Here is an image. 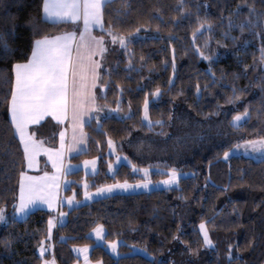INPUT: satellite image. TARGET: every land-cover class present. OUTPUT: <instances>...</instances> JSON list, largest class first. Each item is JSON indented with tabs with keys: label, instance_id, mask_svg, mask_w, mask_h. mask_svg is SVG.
I'll return each mask as SVG.
<instances>
[{
	"label": "trees",
	"instance_id": "trees-1",
	"mask_svg": "<svg viewBox=\"0 0 264 264\" xmlns=\"http://www.w3.org/2000/svg\"><path fill=\"white\" fill-rule=\"evenodd\" d=\"M253 3L256 13L250 16ZM41 4L42 0H0V100L11 87L7 79L13 76V63L30 56L34 29L39 38V30L59 34L72 27L45 20ZM183 4L180 7V0H111L108 4L106 24L122 34L133 32L129 45L133 68L128 67V52L109 43L103 65L110 73L102 69V82L109 86L99 98V105H107L101 117L104 132L96 130L94 120L88 122L89 147L77 156L98 157L99 170L72 173L75 183L67 190H74L78 199L83 197L85 180L92 188L141 179L142 174L133 172V164L152 166V172L176 167L193 173L182 176L179 186L171 189L114 193L71 208L63 206L61 211L67 215L58 222L55 249L45 257L54 252L59 264H72L79 259L73 247L93 243L91 230L104 224L107 240H121L122 254L131 251L126 245H136L147 248L159 264H264V157L256 160L235 154L222 158L231 145L264 137V92L259 87L264 84V26L253 28L246 23L264 13V0H183ZM197 17L212 25L210 32L200 29L195 40L200 51L212 56L211 62L193 44ZM137 27H141L139 33L134 32ZM233 85L245 89L236 104L227 102ZM157 87L159 97L154 95ZM145 96L151 120L163 121L154 123L151 130L143 120ZM117 103L123 111H109ZM245 107L251 118L239 129L232 128L231 118ZM129 115L130 119L122 118ZM9 120L5 101L0 103V202L7 204L8 222L0 225V264H42L37 244L45 235L47 219L56 214L36 209L13 222L12 203L25 158ZM199 124L200 128L207 125L208 131L204 128L196 136ZM104 133L117 141L121 157L128 158L113 164L112 172L107 161L116 160L108 154ZM152 177L162 175L153 172ZM201 220L209 222L212 247H205L196 231ZM9 240L11 244L6 243ZM197 248L194 254L192 249ZM137 253L118 260L104 245H94L90 256L103 264H150L151 257Z\"/></svg>",
	"mask_w": 264,
	"mask_h": 264
},
{
	"label": "snow or ice",
	"instance_id": "snow-or-ice-1",
	"mask_svg": "<svg viewBox=\"0 0 264 264\" xmlns=\"http://www.w3.org/2000/svg\"><path fill=\"white\" fill-rule=\"evenodd\" d=\"M111 0H42L41 8L43 17L47 21L55 24H72L75 30L65 31L60 34L43 33L40 31L39 38L34 39L30 51V56L23 62H14L11 72L13 76L7 79L11 84L8 90V95L0 103L7 101L8 111L10 114L9 123L13 127V131L18 135L19 141L23 145V155L28 170L36 169L42 172V175H30L29 171L21 170L18 180V193L14 197L12 203L13 222L17 216L25 218L30 211L37 205H44L48 210L56 215H50L47 219V227L44 237L38 242L37 248L39 251L42 264H56L54 252L51 259H45V253L54 249V244L51 243L52 231L56 228L58 221H63L67 213L60 211V207L67 202L68 205L79 203L76 200V193L73 190L71 196L61 197L60 187L61 182L68 186L75 181H68L67 175L73 169L71 164L70 154L73 152L82 153L87 150L88 134L84 131L85 123L94 120L97 124V131L104 132V125L101 122L100 113L104 112L105 106L98 105L96 89L99 85L102 89L108 88L107 82H102V69L110 73V69H106L102 63L105 53L108 51V44L119 45L120 48L126 50L129 55L128 67L133 68L132 57L134 53L129 45L133 32L122 34L116 28L105 21V11ZM183 0H180V7H183ZM249 12L256 13L254 3L249 5ZM199 27L193 31L192 39L199 55L205 60L211 62L212 56L205 55L200 51L199 45L195 44L196 33L200 29L206 27L207 31L212 30L211 23L205 18L197 17ZM246 23L251 27L258 25L264 26V13L257 14L256 19L249 18ZM143 27V26H141ZM141 27L134 29L135 33L141 31ZM243 31L244 25L241 26ZM99 29L103 35H96L95 30ZM106 37L108 38L106 40ZM219 43V42H217ZM209 46L208 40H205L204 47ZM264 53V49L261 50ZM174 52V49H173ZM143 60V57H141ZM261 62L264 63V54L261 56ZM248 66L245 65V68ZM173 73L175 72V55L172 58ZM209 73L215 79V73L211 67ZM239 79V75H236ZM171 83V81H169ZM197 92L200 91V86L197 85ZM207 87V85H205ZM261 91L264 92V84L259 85ZM123 92V88L119 89ZM245 89L232 86V96L228 97V103L236 104L241 100ZM154 95L159 97L161 90L159 87L155 89ZM106 99V95L104 97ZM149 99L145 96L143 100V120L147 122L149 130L153 124H162L163 121H152L149 116ZM218 108L220 105L217 106ZM131 102H129V109ZM109 111H123L117 103L116 108H110ZM220 113L217 112L216 115ZM54 119L57 124H63L65 127L58 133L59 146L47 147L45 141L37 137L32 131L34 126H40L47 119ZM107 118V117H105ZM130 119L131 116L122 117ZM251 118V114L247 107L243 112H237L229 122L232 128L239 129L246 120ZM71 123V138L68 143V123ZM106 136V144L108 154L114 155L116 162H119L122 157L117 151V141L111 135L104 133ZM99 143V142H97ZM81 145L84 147L82 148ZM243 149L245 152H254L264 154V137L257 139L242 140L234 145H231L228 150L223 152V158L227 160L233 151ZM41 154L46 156L45 167L48 163L54 169V172L49 173L40 168L39 157ZM124 159H128L126 156ZM68 163H65V160ZM98 157L85 159L82 164L85 172L89 167L93 171L96 170ZM129 163H131L129 161ZM108 168L115 170L113 162L107 161ZM133 172L143 174V179L137 180L135 183H129L127 180L123 182L117 181L112 184H105L96 187L95 191H89L87 180L84 181L82 187L84 189L83 196L85 199H92L96 196H101L105 193H111L114 189L127 191L129 189H150L153 184L151 179L152 166L138 168L135 164L132 165ZM157 174L166 176L167 178L159 181L168 186L169 189L173 185L179 186L182 175L176 167H166L163 169L157 168ZM0 222L7 223V204L0 202ZM95 237L99 240H104L106 229L103 224H97L93 228ZM196 231L202 236V241L205 247L214 246V241L211 236L209 222L201 220ZM178 237H174L176 239ZM63 239V237H61ZM11 244V241H6ZM107 247L114 253L116 258H128L135 256L138 253L136 245H126L130 248V253L121 254L118 249L120 242L117 240L106 241ZM232 246L230 245L229 248ZM77 253H83L84 264H91L88 257V247H77ZM141 252L151 257L150 264H159L152 257L147 248L140 249ZM193 253L198 252L197 249H192ZM228 257L231 261L232 252H228ZM96 264H103V261H97Z\"/></svg>",
	"mask_w": 264,
	"mask_h": 264
},
{
	"label": "crops",
	"instance_id": "crops-1",
	"mask_svg": "<svg viewBox=\"0 0 264 264\" xmlns=\"http://www.w3.org/2000/svg\"><path fill=\"white\" fill-rule=\"evenodd\" d=\"M71 30H75L74 27H73V25H72V27L69 30H66V31H71ZM63 32H65V31H63ZM60 33H62V32H59V34ZM95 34L96 35H100L96 31H95ZM102 63H103V61H102ZM105 92H106V89L100 88L99 85L97 86L96 95H97L98 105H99V98H100V96H103L105 94ZM103 115L104 116L106 115V109L104 110V112H101L100 113V117H102ZM88 122H90V121H88ZM88 122L85 123V127H86V124ZM64 127H65V125H63V124H57L54 119L49 118L46 121L42 122V124L40 126H38V127L37 126H34L32 128V131H34L36 133V135H37L38 138L43 139L45 141V144H46L47 147H58L59 146V135H58V133ZM67 127H68V138H69L68 139V143H70L71 142L70 141V138H71V123L70 122L68 123ZM84 131L88 134V144H87V149H88L89 143H90L89 142V132L87 130H85V128H84ZM52 138H53V140L56 138V140L53 142L52 141ZM52 142H53V144H52ZM81 147L83 148L84 146L81 145ZM86 151H83L82 153H84ZM80 154L81 153H78V152H73V153L70 154L71 164L74 167H73V169L67 175V180L68 181H74L75 180V177H73V175H71V174L74 173V172H77V170H79V169H83L84 170V167H83L82 162L85 159H90L88 157L87 158H77V156L80 155ZM46 159H47L46 156L43 155V154H41V156L39 157V165H40V168L43 169L44 171H48L49 173L54 172V169L51 167V164L50 163H48L47 167H45ZM121 160H123V159H121ZM65 163L66 164L68 163V160L67 159L65 160ZM98 169H99V165L97 164L96 170H98ZM25 170L29 171V174L30 175H42V172L37 171L36 169L28 170L26 168V162H25ZM88 170L91 171L92 170L91 167H89ZM84 172H85V170H84ZM70 185H72V184H70ZM70 185L65 186V184L63 182H61L60 193H59L61 197L71 196L73 194L72 192H69L67 190V188H69ZM82 198H78V199L76 198V200L79 201V202H81ZM79 204H83V202L78 203V204L77 203H74L72 205H68L67 202L65 201V203L60 207V211H61V209H62L63 206H68L69 208H71V207H74V206H78ZM44 208L47 209L46 206H44V205H37L35 208H33L30 211L29 214H31V212H33V210H36V209H44ZM17 219L22 220L24 218H21V217L17 216ZM50 256L51 255L46 256V257L51 258ZM55 259H56V257H55ZM56 264H59V262L57 261V259H56Z\"/></svg>",
	"mask_w": 264,
	"mask_h": 264
},
{
	"label": "rangeland",
	"instance_id": "rangeland-1",
	"mask_svg": "<svg viewBox=\"0 0 264 264\" xmlns=\"http://www.w3.org/2000/svg\"><path fill=\"white\" fill-rule=\"evenodd\" d=\"M234 116V115H233ZM231 120H232V118H231ZM202 127L200 128V124H199V127H198V130H197V132H196V136H197V134H198V132L200 133V132H202L203 130H204V128H206V130L208 131V126L207 125H205V124H202L201 125ZM226 150H228V148L227 149H225L224 151H226ZM108 152H109V150H108ZM235 154H239V155H243V156H246V155H248V156H250V157H252V158H254V159H261V158H263L264 157V154H261V153H254V152H251V151H249V152H245L242 148L241 149H238V150H235V151H233L232 152V154L230 155V157L232 156V155H235ZM222 158H223V154H222ZM91 159V158H90ZM122 159H124L123 157H122ZM224 159V158H223ZM125 160V159H124ZM128 161V160H127ZM119 162H121V160L119 161ZM119 162H114L113 164H116V165H118V163ZM97 164H99V160L97 161ZM114 167H115V165H113ZM145 168V167H144ZM160 169H163L162 167H160ZM99 170V169H98ZM98 170H95V171H93V170H91V171H87V173H85V174H88V173H92V174H94V173H96ZM156 170V172H157V168L155 169ZM180 171H181V173H186L187 175H182V176H188V175H190V174H192L193 172L192 171H185V170H182V169H179ZM110 171L112 172L113 170H111L110 169ZM154 173H156L155 171H153ZM152 172V173H153ZM140 174H142V173H140ZM142 176H143V174H142ZM155 177H152V175H151V179H152V181H153V184L152 185H150V189L151 190H157V189H168V186H166V185H164V184H162V183H158L159 181H162V180H164V179H166L167 177L166 176H162V177H158V178H155ZM141 179H143V177L141 178ZM138 180H140V179H138ZM124 180H122V181H120V182H123ZM129 183H135L137 180H134V181H129V180H127ZM115 182H117V181H111V183H106V184H112V183H115ZM83 183H84V181H83ZM82 183V184H83ZM103 185H105V184H100L99 186H97V187H100V186H103ZM172 187H178V186H176V185H173ZM171 187V188H172ZM95 188L96 187H89V191H95ZM151 190H149V189H129V190H127V191H124V190H120V189H114L113 190V192H111V193H105V194H102L101 196H96V197H93L92 199H85L84 198V196H83V198H82V200H81V202H83V203H87V202H89V201H92V200H95V199H98V198H100V197H103V196H110V195H112V194H114V193H134V192H146V191H151ZM83 191H84V189H83ZM81 202H79V203H81ZM3 222H0V225L2 224ZM104 225V224H103ZM106 229V228H105ZM91 235L94 237V239H95V241L93 242V243H91V244H82V245H80V246H74L73 247V252H74V255L75 256H77L79 259L77 260V261H75V262H73L72 264H84V256H83V253H77V251H76V248L77 247H80V248H82V247H85V246H87L88 247V249H89V251H88V257H89V260L91 261V264H96V262L97 261H100V260H93V259H91V252H92V249H93V247H94V245H104L106 248H107V250L109 251V253L111 254V255H113V256H115V254L114 253H111V250L107 247V244H106V241H109V240H107L106 239V235H105V238H104V240H99V239H97L96 237H95V234L93 233V231L91 230ZM106 234H107V232H106ZM54 239H55V235H54V229H53V231H52V236H51V243L53 244V241H54ZM114 240H117V241H119L120 242V244H121V240L120 239H114ZM140 249H142L141 247H137V249H136V252H140V253H143V252H141L140 251ZM118 251L121 253V251H120V248L118 249ZM51 252V251H50ZM48 253V252H47ZM47 253H45V254H47ZM122 254V253H121ZM145 254V253H144ZM51 258H52V256H50ZM116 257V256H115ZM45 259H51V258H48V257H44Z\"/></svg>",
	"mask_w": 264,
	"mask_h": 264
}]
</instances>
